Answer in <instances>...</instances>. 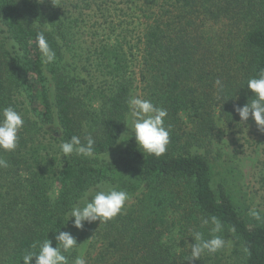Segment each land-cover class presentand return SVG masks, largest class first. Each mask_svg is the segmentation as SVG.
I'll return each mask as SVG.
<instances>
[{
	"label": "trees",
	"instance_id": "trees-1",
	"mask_svg": "<svg viewBox=\"0 0 264 264\" xmlns=\"http://www.w3.org/2000/svg\"><path fill=\"white\" fill-rule=\"evenodd\" d=\"M39 32L56 53L51 64L41 61ZM134 57L140 98L168 110L160 157L135 139L121 144ZM261 70L264 0H0V108L25 120L16 150L0 151L9 163L0 168V264H23L47 238L55 247L60 228L79 243L65 253L70 264L81 254L87 264H264V215L217 148V123L239 125L235 107ZM245 125L264 141L251 116ZM73 135L93 137V156H63ZM97 186L134 201L108 223L76 229L66 213ZM213 215L226 245L191 260L190 236L211 238L202 221Z\"/></svg>",
	"mask_w": 264,
	"mask_h": 264
},
{
	"label": "clouds",
	"instance_id": "clouds-1",
	"mask_svg": "<svg viewBox=\"0 0 264 264\" xmlns=\"http://www.w3.org/2000/svg\"><path fill=\"white\" fill-rule=\"evenodd\" d=\"M36 41L42 63H53L56 60V53L50 47L45 34L43 32L37 33ZM215 83L220 85L222 91L221 81L217 79ZM245 85L253 95L243 106H236L235 111L241 122L248 121L251 116L258 129L264 131V70H261L257 76L250 77ZM128 106L133 117L131 129H128L135 135L138 150L143 154L146 153L155 157L164 155L170 143L171 127L165 126L168 110L154 105L149 99L139 97L129 99ZM24 125V117L15 107L9 105L0 108V151L14 152L16 150L20 140L19 133ZM85 139L86 143H82L79 136L73 135L68 141L62 142L60 151L63 156L65 158L73 154L83 157L93 156L96 142L91 135ZM8 167V161L0 156V168L6 169ZM97 187L98 190L91 199L86 198L83 204L77 202L66 213L67 223L71 220L72 226L76 229L82 230L85 224H92L96 221H99L100 224L108 223L122 214L126 202L130 199L126 190H118L116 187L105 190L100 186ZM250 215L256 220L262 219L257 211H250ZM209 223L213 225L210 230L211 238L205 239L203 233L199 231H194L190 236L195 241L191 245V260H199L204 253L215 254L220 252L226 245V240L218 235L224 228L222 221L213 215L202 221L203 225ZM52 232L56 246L53 247V242L49 238L34 244L32 247L38 250L26 251L22 256L23 264H32L33 260L35 264H70L65 253H69L79 243L69 231H61L60 228L58 231ZM244 251L247 253L248 249L245 248ZM71 264H87V261L81 254L76 256Z\"/></svg>",
	"mask_w": 264,
	"mask_h": 264
},
{
	"label": "rangeland",
	"instance_id": "rangeland-1",
	"mask_svg": "<svg viewBox=\"0 0 264 264\" xmlns=\"http://www.w3.org/2000/svg\"><path fill=\"white\" fill-rule=\"evenodd\" d=\"M119 1L115 0L116 3ZM117 6H123V2L120 5L117 4ZM137 62L136 57H134L129 65L131 76L135 78V89L131 98H140L141 93L140 85L137 83V72L139 70ZM132 119L130 110L121 137V144L128 139H135L134 133L129 130L131 129ZM217 126V148L220 150L221 158L233 162L238 167L239 174L234 173L233 176L238 180L239 188L245 194L246 203L250 208L256 209L264 215V141L257 137L256 129L251 125H245V122L239 121V125L232 127L218 122ZM57 157L59 158V156ZM133 198L130 197L125 206L131 204L134 201Z\"/></svg>",
	"mask_w": 264,
	"mask_h": 264
}]
</instances>
